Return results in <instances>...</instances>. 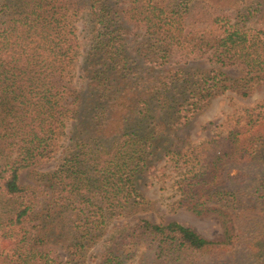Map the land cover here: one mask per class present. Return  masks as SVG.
<instances>
[{
    "label": "trees",
    "instance_id": "1",
    "mask_svg": "<svg viewBox=\"0 0 264 264\" xmlns=\"http://www.w3.org/2000/svg\"><path fill=\"white\" fill-rule=\"evenodd\" d=\"M258 82L264 0H0V264H87L102 241L97 264H264V105L220 140L180 133ZM161 156L180 205L218 215L223 239L126 220Z\"/></svg>",
    "mask_w": 264,
    "mask_h": 264
},
{
    "label": "rangeland",
    "instance_id": "2",
    "mask_svg": "<svg viewBox=\"0 0 264 264\" xmlns=\"http://www.w3.org/2000/svg\"><path fill=\"white\" fill-rule=\"evenodd\" d=\"M246 25L249 27L256 25L255 20H250ZM78 26L79 32H81L82 24L79 23ZM80 37L82 41V34ZM78 62L80 64V61ZM228 72L237 77L243 75L240 69L235 67L228 69ZM260 105H264V82L255 83L249 96L244 97L229 92L213 99L206 110L195 116L180 133L184 139H188L194 145L212 139L220 140L221 137L227 136L232 128L245 123L248 109ZM221 142L223 143V140ZM161 157V160L156 162L158 169L153 174H143L140 178V186L148 202L146 207L138 212L135 217L132 216L126 220L132 222L138 218H146L158 223L176 220L195 228L200 234L209 239H223L224 228L218 215L196 216L180 205L178 201L180 192L176 183L179 178V170L177 169L179 164L169 159L170 157ZM58 158L59 153H55L51 158L42 161L37 170L42 172L52 171ZM32 182L33 179L30 173L28 174L26 170L22 171L21 183L28 184ZM121 222H117L116 226L111 227L106 236L107 238L118 231ZM105 246H107V242L102 241L92 248L87 264H97L100 252L103 251ZM56 254L59 259L64 257V253L61 251H57Z\"/></svg>",
    "mask_w": 264,
    "mask_h": 264
}]
</instances>
